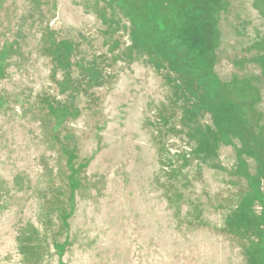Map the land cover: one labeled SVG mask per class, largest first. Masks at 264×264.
Returning a JSON list of instances; mask_svg holds the SVG:
<instances>
[{
    "label": "rangeland",
    "instance_id": "rangeland-1",
    "mask_svg": "<svg viewBox=\"0 0 264 264\" xmlns=\"http://www.w3.org/2000/svg\"><path fill=\"white\" fill-rule=\"evenodd\" d=\"M169 1L0 0V264H264V0Z\"/></svg>",
    "mask_w": 264,
    "mask_h": 264
},
{
    "label": "trees",
    "instance_id": "trees-1",
    "mask_svg": "<svg viewBox=\"0 0 264 264\" xmlns=\"http://www.w3.org/2000/svg\"><path fill=\"white\" fill-rule=\"evenodd\" d=\"M142 7L145 8L146 16L150 22V25L153 26L157 32V38L160 44H164L165 48L168 49L169 55L173 57V63H175V54L172 51V41L174 33L178 38L181 39L179 34V28H177L174 24L176 22L175 16L172 13V8L169 0H140ZM166 4L165 8L167 10V14H163L161 12V5ZM165 18V22L163 23L162 17ZM162 20V21H161Z\"/></svg>",
    "mask_w": 264,
    "mask_h": 264
}]
</instances>
